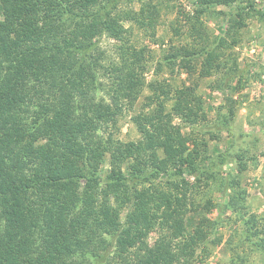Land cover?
Returning <instances> with one entry per match:
<instances>
[{
    "label": "trees",
    "instance_id": "1",
    "mask_svg": "<svg viewBox=\"0 0 264 264\" xmlns=\"http://www.w3.org/2000/svg\"><path fill=\"white\" fill-rule=\"evenodd\" d=\"M95 1L0 0V264L202 263L211 236L201 223L187 230L193 201L184 189L188 176L198 182L221 174L223 155L200 161L196 144L189 148L177 127L151 126L150 120V129L140 126L142 140L136 143L107 139L105 174L88 158L85 169L79 166L91 112L105 110L93 104L87 77L96 80L100 56L92 39L112 31L106 17L114 4L92 10L91 24L74 20ZM112 35L122 41L119 32ZM135 76L111 65L112 106L134 101ZM77 107L86 112L80 123L71 119ZM186 108L180 102L174 112L184 117ZM93 121L98 125L107 116ZM202 129L209 133L212 127ZM129 159L125 172L120 165ZM224 184L222 198L228 178ZM151 232L152 245H141Z\"/></svg>",
    "mask_w": 264,
    "mask_h": 264
},
{
    "label": "rangeland",
    "instance_id": "2",
    "mask_svg": "<svg viewBox=\"0 0 264 264\" xmlns=\"http://www.w3.org/2000/svg\"><path fill=\"white\" fill-rule=\"evenodd\" d=\"M109 1L114 5L106 20L122 41H116L112 31L92 39L98 40L100 60L96 80L90 73L87 86L93 87V104L105 110L91 112L94 119L87 123L90 131L81 142L79 166L85 169L88 158L105 174L110 168L108 138L136 143L142 140L140 126L177 127L189 138V148L196 144L200 161L223 155L225 164L211 179L187 177L184 190L193 212L185 216L186 228L192 232L201 223L211 236L207 255L197 264H264V0H226L224 5H202L204 0H96L87 12L77 11L74 20L85 18L91 24L92 10ZM111 65L136 75L134 101L121 109L110 102ZM180 102L190 119L174 112ZM78 103L81 107L82 101ZM100 116L107 121L91 124ZM83 118L86 112L75 108L71 119L80 123ZM209 127L204 133L202 128ZM156 154L164 157L161 149ZM131 160L121 163L125 172ZM225 178L230 188L222 198ZM155 238L151 232L139 243L151 246Z\"/></svg>",
    "mask_w": 264,
    "mask_h": 264
}]
</instances>
